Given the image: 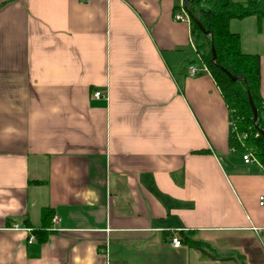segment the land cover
<instances>
[{"label": "crops", "instance_id": "obj_1", "mask_svg": "<svg viewBox=\"0 0 264 264\" xmlns=\"http://www.w3.org/2000/svg\"><path fill=\"white\" fill-rule=\"evenodd\" d=\"M180 2L0 0V264H264V165L229 147L210 73L188 74ZM229 29L264 100V18Z\"/></svg>", "mask_w": 264, "mask_h": 264}, {"label": "trees", "instance_id": "obj_2", "mask_svg": "<svg viewBox=\"0 0 264 264\" xmlns=\"http://www.w3.org/2000/svg\"><path fill=\"white\" fill-rule=\"evenodd\" d=\"M186 3L193 44L219 88L234 125V130L229 128L228 145L240 153L251 151L264 165V137L259 132L264 131V100L259 92L260 57L242 52L239 35L229 29L233 19L256 16L260 22L264 18V0H186ZM223 69L239 79H230ZM248 94L257 110L255 123ZM242 132L247 134L245 139L238 137ZM256 132H259L258 136L254 135ZM52 215L50 209H42L43 228L49 225ZM178 238L181 244L198 250L204 257L221 261L232 258L231 255L213 254L206 243L193 239L191 233L180 231Z\"/></svg>", "mask_w": 264, "mask_h": 264}, {"label": "built area", "instance_id": "obj_3", "mask_svg": "<svg viewBox=\"0 0 264 264\" xmlns=\"http://www.w3.org/2000/svg\"><path fill=\"white\" fill-rule=\"evenodd\" d=\"M186 7H187L186 0H181V2L178 5L177 12H175V14H174V19L175 20L189 22V17H188V15L186 13ZM202 70L208 71L207 68H206V66L203 63H202V67L201 68H199L195 64H189L188 65V74L190 76H195V75L199 74ZM93 97H95V98H101V97H105V96L101 92L95 91L93 93ZM230 126L234 130V125L232 124V122H230ZM254 135L255 136H258L259 135V132H256ZM246 136H247V134L245 132H242V133L238 134V137L240 139H245ZM242 159H243V161L245 163H249V162H252V161H257L255 159V157L253 156V154L251 153V151H249V150H246L245 152L242 153ZM259 205H261V206L264 205V196H260L259 197ZM57 220L58 219L53 218V221L54 222H56ZM13 228L20 229L21 227L18 226V225H14ZM34 239H35L34 236L33 235H30L28 240L29 241H32ZM171 245L173 247H175V248L180 247L181 246L180 239L177 236H173L171 238Z\"/></svg>", "mask_w": 264, "mask_h": 264}, {"label": "water", "instance_id": "obj_4", "mask_svg": "<svg viewBox=\"0 0 264 264\" xmlns=\"http://www.w3.org/2000/svg\"><path fill=\"white\" fill-rule=\"evenodd\" d=\"M214 58H215V55H214V51H213V48H212V60H214ZM224 70V69H223ZM225 71V70H224ZM226 72V74L228 75V77L230 78V79H232V80H238L239 79V77H235V76H232L229 72H227V71H225ZM248 100H249V104H250V107H251V110H252V114H253V117H252V119H253V122L255 123L256 122V120H257V110H256V108H255V106H254V104H253V102H252V100H251V97H250V95L248 94ZM260 133H261V135L264 137V131L263 130H261V131H259Z\"/></svg>", "mask_w": 264, "mask_h": 264}, {"label": "rangeland", "instance_id": "obj_5", "mask_svg": "<svg viewBox=\"0 0 264 264\" xmlns=\"http://www.w3.org/2000/svg\"><path fill=\"white\" fill-rule=\"evenodd\" d=\"M261 117L263 118V116L261 115Z\"/></svg>", "mask_w": 264, "mask_h": 264}]
</instances>
